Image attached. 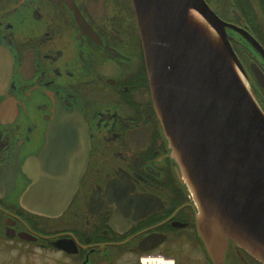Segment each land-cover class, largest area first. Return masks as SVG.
I'll list each match as a JSON object with an SVG mask.
<instances>
[{
	"label": "flooded vegetation",
	"instance_id": "flooded-vegetation-1",
	"mask_svg": "<svg viewBox=\"0 0 264 264\" xmlns=\"http://www.w3.org/2000/svg\"><path fill=\"white\" fill-rule=\"evenodd\" d=\"M205 1L264 51V0H229L230 14L215 7L219 0ZM228 34L264 108V86L250 70L255 63L264 76V58L241 33ZM68 113L86 125L85 166L62 213L31 214L19 204L30 183L23 167L45 163L36 156L52 139L59 158L76 155L67 150L75 128L48 136ZM181 174L152 100L132 0H0V242L50 248L70 264H141L147 256L212 264ZM230 249L226 264H252Z\"/></svg>",
	"mask_w": 264,
	"mask_h": 264
},
{
	"label": "water",
	"instance_id": "water-1",
	"mask_svg": "<svg viewBox=\"0 0 264 264\" xmlns=\"http://www.w3.org/2000/svg\"><path fill=\"white\" fill-rule=\"evenodd\" d=\"M142 39L152 100L172 156L197 206L199 236L212 264H226L229 247L264 264V108L231 45L235 30L261 53L246 31L222 20L205 0H132ZM196 13L200 20H196ZM250 70L264 86L262 71ZM75 128L62 160L53 139L36 156L46 162L23 171L30 183L20 206L57 217L69 203L85 166L88 138L80 114L53 123ZM28 162V163H29ZM8 237L13 234L6 232ZM23 240L36 237L20 234Z\"/></svg>",
	"mask_w": 264,
	"mask_h": 264
},
{
	"label": "rangeland",
	"instance_id": "rangeland-1",
	"mask_svg": "<svg viewBox=\"0 0 264 264\" xmlns=\"http://www.w3.org/2000/svg\"><path fill=\"white\" fill-rule=\"evenodd\" d=\"M219 0V5L215 4L217 9L225 14H230L229 9H233L229 0ZM243 7V8H242ZM242 12H247L246 5H242ZM233 251V248L230 249ZM235 253V252H234ZM242 253L252 260V264H260L250 255L242 250ZM251 257V258H250ZM187 263L183 261V264ZM0 264H70V260L62 257L60 254L50 248H39L35 244L14 241L0 242ZM120 264V263H119ZM241 264V263H236Z\"/></svg>",
	"mask_w": 264,
	"mask_h": 264
},
{
	"label": "bare ground",
	"instance_id": "bare-ground-1",
	"mask_svg": "<svg viewBox=\"0 0 264 264\" xmlns=\"http://www.w3.org/2000/svg\"><path fill=\"white\" fill-rule=\"evenodd\" d=\"M193 17L196 20H200L199 16L196 13H192ZM141 264H173L171 259L163 258L161 256L154 257H143L141 260Z\"/></svg>",
	"mask_w": 264,
	"mask_h": 264
}]
</instances>
